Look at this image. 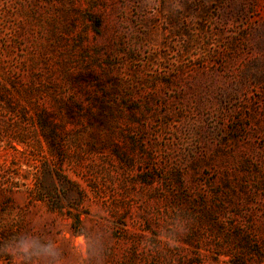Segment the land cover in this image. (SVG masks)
<instances>
[{
	"label": "rangeland",
	"instance_id": "374dc122",
	"mask_svg": "<svg viewBox=\"0 0 264 264\" xmlns=\"http://www.w3.org/2000/svg\"><path fill=\"white\" fill-rule=\"evenodd\" d=\"M30 229L264 264V0H0V242Z\"/></svg>",
	"mask_w": 264,
	"mask_h": 264
},
{
	"label": "clouds",
	"instance_id": "9594fccd",
	"mask_svg": "<svg viewBox=\"0 0 264 264\" xmlns=\"http://www.w3.org/2000/svg\"><path fill=\"white\" fill-rule=\"evenodd\" d=\"M189 228L190 223L187 222L176 229L167 228L163 245L175 248ZM79 235L80 242L72 246V264H103L105 256L103 237L90 229L79 232ZM152 244L153 241L149 239L144 248L153 251L155 248ZM0 255L14 258L16 264H69L63 242L58 244L54 238L42 235L38 229L27 230L0 242Z\"/></svg>",
	"mask_w": 264,
	"mask_h": 264
}]
</instances>
